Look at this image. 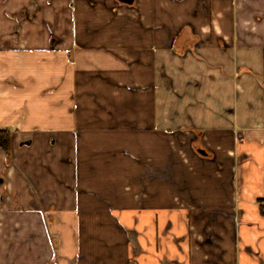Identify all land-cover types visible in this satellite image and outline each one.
Segmentation results:
<instances>
[{"label":"crops","instance_id":"0c3cea01","mask_svg":"<svg viewBox=\"0 0 264 264\" xmlns=\"http://www.w3.org/2000/svg\"><path fill=\"white\" fill-rule=\"evenodd\" d=\"M0 130V264H264V0H0Z\"/></svg>","mask_w":264,"mask_h":264},{"label":"trees","instance_id":"16d2710c","mask_svg":"<svg viewBox=\"0 0 264 264\" xmlns=\"http://www.w3.org/2000/svg\"><path fill=\"white\" fill-rule=\"evenodd\" d=\"M0 149L6 155L10 152V133L8 131L0 130Z\"/></svg>","mask_w":264,"mask_h":264},{"label":"water","instance_id":"95a60500","mask_svg":"<svg viewBox=\"0 0 264 264\" xmlns=\"http://www.w3.org/2000/svg\"><path fill=\"white\" fill-rule=\"evenodd\" d=\"M119 2L125 3V4H131L133 0H118ZM201 154H204L202 150L198 151Z\"/></svg>","mask_w":264,"mask_h":264}]
</instances>
